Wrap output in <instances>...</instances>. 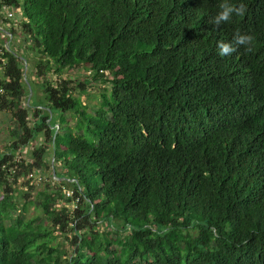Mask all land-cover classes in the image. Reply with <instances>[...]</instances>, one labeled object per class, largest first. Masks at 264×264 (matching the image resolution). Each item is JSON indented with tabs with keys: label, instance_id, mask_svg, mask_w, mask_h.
<instances>
[{
	"label": "trees",
	"instance_id": "trees-1",
	"mask_svg": "<svg viewBox=\"0 0 264 264\" xmlns=\"http://www.w3.org/2000/svg\"><path fill=\"white\" fill-rule=\"evenodd\" d=\"M222 2L0 0L20 18L0 53L10 150L42 137L30 161L0 155V264H264V0H228L247 10L214 28ZM236 32L252 51L220 57ZM27 50L46 97L33 111ZM49 149L74 210L61 188L31 197Z\"/></svg>",
	"mask_w": 264,
	"mask_h": 264
},
{
	"label": "rangeland",
	"instance_id": "rangeland-1",
	"mask_svg": "<svg viewBox=\"0 0 264 264\" xmlns=\"http://www.w3.org/2000/svg\"><path fill=\"white\" fill-rule=\"evenodd\" d=\"M19 18V16H18ZM20 19V18H19ZM3 24V23H2ZM25 42V41H24ZM28 59H30V65H29V75L28 78L31 81V90L28 95V99L25 100V104L28 106V109L30 111H33L34 107L30 104L31 99L32 100H40V102H43V104L46 102L45 94H43V91L41 89V80L40 77L38 78L35 76L34 72V59L38 58L39 56L34 55L32 51H28ZM33 66V67H32ZM32 67V68H31ZM33 71V72H31ZM68 77H70L72 80L81 78V76L84 74L89 75V71L84 70V68H75L73 70H69L64 73ZM106 77H109V73L107 72ZM49 77V81L52 80V83L55 85V80L57 78V75L49 72L47 78ZM75 83L78 82L74 80ZM104 87H109L108 83H101L98 82L97 84H94L89 87L88 91H85L82 93V97L85 101V103L89 105H94L99 101L98 93L99 91L103 90ZM77 94H80V92H77ZM39 108V107H37ZM11 113L9 110H0V155L4 153H14L15 157L18 159L25 158L27 161H30L31 155L33 153V150L35 147L42 143V137L38 139L37 141L29 142L27 145H20L18 148L15 149V151L10 150V143L13 141L11 138V132L10 128L13 125V121L11 119ZM69 121L72 123V125H75L76 119L73 116L68 115ZM30 123L32 124L34 122L33 116L31 115ZM46 164L42 166V168L37 169L34 176H33V182H35V187L31 190L32 192V198H35V195L39 189H42L44 186L48 185L52 187L54 190L62 189V196L60 198L59 205L60 206H67L69 209L74 210L77 207L76 200L73 199L72 195L74 194L73 188L71 186L68 187H62L60 185V179L56 177V175H53V153L49 149L46 154ZM58 165V164H57ZM58 170H61L60 166H57ZM32 176V175H31ZM54 176V177H53ZM30 177V176H29ZM25 182L24 178H19V186L22 185ZM70 187V188H69ZM24 189H29V186H24ZM70 192V194L68 193ZM35 209L33 206H31V209L29 211L30 214H34ZM63 233H60L58 236V242H62L63 247H65L68 250V253H70L74 248L73 243V233L69 232L67 236H63Z\"/></svg>",
	"mask_w": 264,
	"mask_h": 264
},
{
	"label": "clouds",
	"instance_id": "clouds-1",
	"mask_svg": "<svg viewBox=\"0 0 264 264\" xmlns=\"http://www.w3.org/2000/svg\"><path fill=\"white\" fill-rule=\"evenodd\" d=\"M219 11L217 14L211 18L210 24L214 26V28H218L228 22L231 21L233 15L241 16L243 15L247 7L245 4L240 3L239 5L232 4L228 2V0H223L219 5ZM254 37L250 34H241L240 32H236L232 42H224L220 41L217 45L218 55L220 57L231 56L235 53L238 48L244 47L246 52L252 51Z\"/></svg>",
	"mask_w": 264,
	"mask_h": 264
},
{
	"label": "built area",
	"instance_id": "built-area-1",
	"mask_svg": "<svg viewBox=\"0 0 264 264\" xmlns=\"http://www.w3.org/2000/svg\"><path fill=\"white\" fill-rule=\"evenodd\" d=\"M12 21V22H11ZM19 18H18V13L16 10L11 9L7 5L3 4L0 6V29L4 30L6 33H9L7 35L10 36V39L5 42L3 45L4 47H0V53L4 52V48L11 49V42L14 43L13 40V34L10 32V28L13 26V22L15 23V26H18L19 24ZM3 23V24H2ZM1 69V67H0ZM70 194V192H68Z\"/></svg>",
	"mask_w": 264,
	"mask_h": 264
},
{
	"label": "crops",
	"instance_id": "crops-1",
	"mask_svg": "<svg viewBox=\"0 0 264 264\" xmlns=\"http://www.w3.org/2000/svg\"><path fill=\"white\" fill-rule=\"evenodd\" d=\"M6 34H9V33H6ZM11 46H12L13 48H17V46H16L15 43H13V42H11ZM19 51L23 53V52H24V49H19ZM28 51H29V50L25 51L27 56H28ZM29 56H30V55H29ZM26 68H27V69H25L26 71H25L24 75H25V79L27 80L28 66H26ZM28 83H29V82H28ZM29 89L31 90V88H30V84H29ZM30 95H31V93H30ZM29 97H30V96H29ZM3 153H4V152H3Z\"/></svg>",
	"mask_w": 264,
	"mask_h": 264
},
{
	"label": "water",
	"instance_id": "water-1",
	"mask_svg": "<svg viewBox=\"0 0 264 264\" xmlns=\"http://www.w3.org/2000/svg\"><path fill=\"white\" fill-rule=\"evenodd\" d=\"M25 69H27L26 67H25ZM26 71V70H25Z\"/></svg>",
	"mask_w": 264,
	"mask_h": 264
}]
</instances>
